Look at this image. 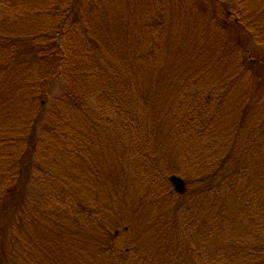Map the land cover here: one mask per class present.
Listing matches in <instances>:
<instances>
[{"label": "rangeland", "instance_id": "374dc122", "mask_svg": "<svg viewBox=\"0 0 264 264\" xmlns=\"http://www.w3.org/2000/svg\"><path fill=\"white\" fill-rule=\"evenodd\" d=\"M101 1L85 9L92 22L83 27L92 33L98 32L100 16L125 14L121 0ZM147 1L152 11L147 16L142 11L133 27L135 43L125 64L139 86L150 74L161 79V86L154 103L145 102L139 88L130 92L136 121L99 107L83 74L70 65L75 84L61 75L49 83L47 98H38L44 99L45 110L33 156L39 168L32 165L33 172L21 178L19 169L28 162L21 152L27 141L21 123L32 118L33 103L20 107L21 118L0 119V264H145L143 258L148 264H199V251L200 264L257 261L252 263L251 249L264 243V81L241 69L236 52L248 49L247 58L264 68V43L249 40L214 4L181 0L169 8V0ZM224 1L243 12L264 4ZM83 34L73 37L75 53L86 71L95 67L89 74L94 75L99 63ZM211 45L210 60L205 48ZM105 56L100 57L114 61ZM122 64L110 69L115 79L122 75ZM226 73L233 79L223 85ZM26 75L25 81H33L38 69ZM71 86L85 94L89 109L70 103ZM172 175L185 181L184 194L175 191ZM14 187L19 195L18 190L8 193ZM167 190L172 198L162 197ZM104 230L111 244L101 237ZM162 242L169 243L168 253ZM197 242L200 250L194 249L192 260L189 245ZM261 253L256 264L264 262Z\"/></svg>", "mask_w": 264, "mask_h": 264}, {"label": "trees", "instance_id": "16d2710c", "mask_svg": "<svg viewBox=\"0 0 264 264\" xmlns=\"http://www.w3.org/2000/svg\"><path fill=\"white\" fill-rule=\"evenodd\" d=\"M93 1L94 0H0V119L9 120L16 115L20 118L23 117L25 111L23 112L20 107H25L24 104L26 101L33 103L32 110H34V113L31 114L32 118L21 123V126H24L26 129L22 134L25 135L27 139L26 144H24V150L21 152L22 155L28 154V162L23 167H20L18 172V176H21V178L33 172L35 169L33 166L39 168V165L33 160V156L37 153V128L42 122L45 110L44 99L39 102L38 98H40L41 95L42 98H47L49 95V83L53 82L59 76L65 75L67 80H70V77L72 78L68 72V67L70 65L71 71L83 74L81 78H83L85 83H88L87 86L90 87L89 91L91 95H94L96 104L101 108L108 109L111 114L124 121H136L138 119L136 113L137 109L132 107L133 103L130 101V97L132 96L130 92L133 91V89H140V94L145 102L152 101V103H154L156 101L153 97L154 94L157 96L155 89L161 84L159 81L161 79H158L157 76L153 77L150 74L147 81L144 82L142 86H139L137 82L138 76L129 74L128 70L130 64H125L129 60L128 56L132 53V46L135 43H133V27L139 25L142 11H144L146 16L151 13L152 9H150V3L147 0H121L125 14L120 15L119 18H117L115 14L112 18H109L108 15L107 17L104 15L100 16V20L97 21L98 32L92 33L88 29L85 30L83 25L90 24V21L92 22L90 18L86 17L90 16V14L85 9L91 6ZM96 1H99V4L102 3L101 0ZM169 1V8L171 4H173V6L181 5V0H175V2H173V0ZM202 1L206 4H214V6L218 7L225 14L227 20H232L243 30L249 40L252 41L255 39L258 43H264V4H253L256 7L253 6L250 12H243L241 10L236 11L231 9V2L224 0ZM5 11L9 12L8 16L5 15ZM203 23L204 20L202 21V24ZM76 33H84L82 36L87 40L91 50L96 53L99 65L94 75L89 74L92 68L94 70L95 67H89L86 71V68L83 67V58H78L76 56L74 40L77 38H73ZM139 34L140 35L135 37V40H137L136 43L142 40L141 35L143 31ZM24 46L28 47L25 51L23 49ZM211 48L212 45L205 48V51L209 52L208 57L210 60L211 57L214 56L213 51L210 52ZM249 53V50L243 47L236 52L241 61V69H251L252 73H254L253 75L260 77L264 81V68L259 66L257 62H254V59L247 58ZM102 55L103 57L109 55L112 59L114 58V61L112 62L100 57ZM232 56L233 55L228 57L229 61L234 59ZM105 60L108 62H105ZM93 62L94 60L90 59L89 63L91 64ZM119 62L123 63L121 67L122 75L116 78V80L110 69L115 67V65L117 66ZM63 68L67 72H64ZM36 69H38L39 75L33 78V81H25L27 78L26 74ZM225 75V80L222 82L223 85H227V83L233 79L232 74L226 73ZM119 82L121 90L117 85ZM165 82L166 84L164 85L172 83ZM71 83L75 84L74 81H71ZM26 88H28V95H21L22 91L24 89L26 90ZM73 89L74 87L71 86V89H68L67 93L68 96H70V103L73 106L79 104L78 109L83 111L85 107L89 109L86 103L87 99H84L85 94L79 95L78 93H74L72 91ZM121 91L125 92L121 93ZM203 108H205V106ZM94 118L95 116L92 118V121H94ZM245 119H243V121ZM155 120L157 119L155 118ZM243 126L244 125H242V127ZM54 129L55 127L51 128V131L53 132ZM23 140L25 142V138ZM2 141L4 142V140ZM241 143H243L242 140H240L239 144ZM238 148L239 152L237 153L242 155L244 153L243 147L239 146ZM73 152H76V150ZM41 170L47 171L46 169ZM218 182H220V180ZM219 188V184H217L216 192L211 202V213L216 206L215 204L220 191ZM17 190L19 191V195L20 190L17 187L10 189L8 193H10V195L15 194ZM163 196L172 198L171 192L168 190L167 192H163L162 197ZM200 207L202 206L194 205L196 210H199L198 208ZM217 209L218 215L222 216V210L218 206ZM191 220L195 222L193 217ZM204 223L205 222L202 220L200 223L198 222V226L204 225ZM100 235L105 238L107 244H111V235L109 231L104 230V233ZM162 239L165 241L164 236ZM164 244L165 251L163 253L165 254L168 253L170 245L168 242H162V245ZM198 244L199 242L195 243L192 248L189 245L191 251L190 258L192 260L194 249L196 251L200 250V248H195ZM263 246L264 243L252 247L254 248L251 249L253 252L251 253L252 263L253 261L261 260V252L264 250ZM230 248L232 249V246H230ZM154 249L155 248L151 249L152 252L150 251L151 259L156 256V251ZM145 254H148V250H145ZM201 254L202 252L199 251V264L202 262ZM190 258L188 261L191 263ZM171 259L172 257H170L169 260ZM166 260L167 258L164 256L163 261ZM143 261L146 262L145 264H148L146 259L143 258L141 262ZM257 261L254 264H256ZM262 264H264V262Z\"/></svg>", "mask_w": 264, "mask_h": 264}, {"label": "water", "instance_id": "95a60500", "mask_svg": "<svg viewBox=\"0 0 264 264\" xmlns=\"http://www.w3.org/2000/svg\"><path fill=\"white\" fill-rule=\"evenodd\" d=\"M169 180L178 194L185 193L186 186H185V181L183 179H181L180 177L176 175H172L170 176Z\"/></svg>", "mask_w": 264, "mask_h": 264}]
</instances>
